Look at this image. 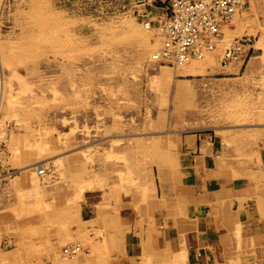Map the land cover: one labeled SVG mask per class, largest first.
<instances>
[{"label":"rangeland","instance_id":"374dc122","mask_svg":"<svg viewBox=\"0 0 264 264\" xmlns=\"http://www.w3.org/2000/svg\"><path fill=\"white\" fill-rule=\"evenodd\" d=\"M160 2L0 0V264H187L146 242L155 210L185 217L164 187L187 135L264 179V0L222 29L245 61L198 77L152 62ZM75 243L82 261L63 254Z\"/></svg>","mask_w":264,"mask_h":264},{"label":"crops","instance_id":"0c3cea01","mask_svg":"<svg viewBox=\"0 0 264 264\" xmlns=\"http://www.w3.org/2000/svg\"><path fill=\"white\" fill-rule=\"evenodd\" d=\"M219 44L223 50L224 43ZM212 57L209 54L180 67L179 74L198 77L218 69L236 71L233 65H218L221 55L218 63ZM222 141L219 136L204 134L181 139L174 181L164 188L166 198L186 210L185 217L174 223L165 211L155 210L154 219L160 225L146 242L159 250L174 249L177 261L187 264H264V179L259 172L256 181L234 177L221 163L226 154ZM262 141L259 156L264 168V133ZM74 245L79 244L68 246ZM58 247H50L53 258ZM75 259L82 261L83 257L79 253Z\"/></svg>","mask_w":264,"mask_h":264},{"label":"built area","instance_id":"2783aa9c","mask_svg":"<svg viewBox=\"0 0 264 264\" xmlns=\"http://www.w3.org/2000/svg\"><path fill=\"white\" fill-rule=\"evenodd\" d=\"M244 0H161V14L154 15L146 25L158 39L151 60L158 65L180 68L202 61L215 52L222 42V29L243 9ZM244 50L237 40L225 43L219 65L226 67L245 61ZM38 174H43L40 169ZM66 246L64 253L72 256L78 250Z\"/></svg>","mask_w":264,"mask_h":264},{"label":"bare ground","instance_id":"6f19581e","mask_svg":"<svg viewBox=\"0 0 264 264\" xmlns=\"http://www.w3.org/2000/svg\"><path fill=\"white\" fill-rule=\"evenodd\" d=\"M236 15H237V13H236ZM236 15L234 16V18H233V20L231 21V23L235 20V17H236ZM230 23V24H231ZM145 28L146 29H148V27H147V25H145ZM192 63V62H191ZM190 64V63H189ZM188 65V64H187ZM229 65H231V64H229ZM229 65H227V66H229ZM56 96V95H55ZM79 247V246H78ZM73 248H75V247H73ZM79 251H80V247L78 248V250L75 252V254H73L72 256H70L71 258H73V257H75V255L77 254V253H79ZM63 254L64 255H66L65 253H64V250H63ZM67 256V255H66Z\"/></svg>","mask_w":264,"mask_h":264}]
</instances>
